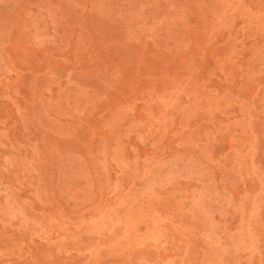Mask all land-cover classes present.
I'll return each mask as SVG.
<instances>
[{"label": "rangeland", "instance_id": "rangeland-1", "mask_svg": "<svg viewBox=\"0 0 264 264\" xmlns=\"http://www.w3.org/2000/svg\"><path fill=\"white\" fill-rule=\"evenodd\" d=\"M0 264H264V0H0Z\"/></svg>", "mask_w": 264, "mask_h": 264}]
</instances>
